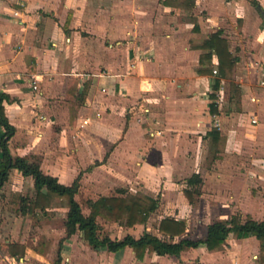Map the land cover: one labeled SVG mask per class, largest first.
Listing matches in <instances>:
<instances>
[{
    "label": "crops",
    "instance_id": "0c3cea01",
    "mask_svg": "<svg viewBox=\"0 0 264 264\" xmlns=\"http://www.w3.org/2000/svg\"><path fill=\"white\" fill-rule=\"evenodd\" d=\"M261 12L264 0H0V93L8 96L3 106L14 127L10 154L37 162L65 185L77 180L75 199L85 214L88 200L120 190L158 200L132 227L98 216L111 239L149 232L170 240L157 229L165 217L183 220L186 235L203 238L214 221L196 236L188 211L202 198L205 179H237L225 169L226 138L230 147L242 120L255 128L256 141L264 140ZM216 34L233 69L223 72L204 44ZM4 133L0 125V139ZM194 175L202 181L190 202L184 190L195 188L188 182ZM171 185L182 186L184 204L178 214H159ZM83 186L99 190L84 197L85 205ZM35 198L34 179L12 168L0 188V264H264L255 236L230 235L214 250L202 243L178 256L145 252L142 259L128 246L95 249L79 230L67 235V208H38ZM245 199L236 205L241 216L263 221L262 196L250 192ZM58 212L61 226L53 224ZM13 243L25 247L22 257L8 254Z\"/></svg>",
    "mask_w": 264,
    "mask_h": 264
},
{
    "label": "trees",
    "instance_id": "16d2710c",
    "mask_svg": "<svg viewBox=\"0 0 264 264\" xmlns=\"http://www.w3.org/2000/svg\"><path fill=\"white\" fill-rule=\"evenodd\" d=\"M255 6L260 10L258 3ZM264 17V12H261ZM205 46L214 49L219 57V68L224 72L227 66L233 69L231 54L227 50L226 42L219 35L205 41ZM206 59H210L211 53L205 54ZM222 72V73H223ZM218 82L214 88L218 87ZM8 99L4 93H0V125L4 126L5 133L0 139V188L8 179L10 170L15 168L24 176H31L34 179L36 198L32 206L38 208L65 207L67 208L64 222L68 236L76 231L82 233V237L93 248H107L116 252L125 247H131L138 259H142L145 252L158 255H176L188 248H195L204 243L209 250L220 247L226 239L232 235L234 238H246L255 236L260 242V256L264 261V220L259 221L251 215L242 217L234 214L225 219H219L207 226L203 238L195 239L186 235V224L183 220L173 217H165L159 222L158 232L169 236L170 240H164L155 234L144 232L139 238L126 235L121 239H111L101 232V226L96 218L102 216L105 219L119 223L121 226L132 227L135 224L144 223L149 214L158 207V200L149 196L126 193L120 190L118 195L101 196L97 200H88L89 214H85L80 203L75 199V194L79 190V182L76 180L71 185L60 183L54 176L45 174L37 162H31L24 157H13L8 148V140L14 133V127L8 122L5 115L3 101ZM214 109L211 104V109ZM214 137H218V132L214 131ZM198 175L192 176L188 182L195 186L194 189L184 190V195L192 202L194 193H199L198 186L201 183ZM197 186V187H196ZM176 236L180 239L174 241ZM25 247L21 244L13 243L8 245L7 252L11 256L22 257Z\"/></svg>",
    "mask_w": 264,
    "mask_h": 264
},
{
    "label": "rangeland",
    "instance_id": "374dc122",
    "mask_svg": "<svg viewBox=\"0 0 264 264\" xmlns=\"http://www.w3.org/2000/svg\"><path fill=\"white\" fill-rule=\"evenodd\" d=\"M237 127L240 128L238 137H231L230 147L228 145L229 141L226 138L224 147V151L229 155L224 160L225 169L229 171L227 174L233 172L237 176V179H205L202 198L195 197L194 203L189 207L188 211L191 217L192 233L196 236L202 233L205 223L227 217L232 211L242 215L239 206L236 208V205H238L239 201L247 204L245 198L250 192L254 196L261 195L264 199V151L261 152L260 150H264V140L257 139L256 141L254 135L255 128L245 121L240 120L237 122ZM244 173H247V179L240 177V175H245ZM156 186L158 190L159 187L158 185ZM167 187L162 200L164 208L162 207L159 214H178L180 207L184 204L180 194L182 186L179 188H176V185H171V188ZM88 188L87 186H83L79 195V200L83 205H85L84 197L88 196V194L90 195V192H99L98 189L91 190ZM61 213L58 212L59 216L55 223H53L55 226H61L62 224L63 218ZM44 222V224L48 223L46 219ZM55 255L56 250L53 259H55ZM41 263L49 264L47 261H42Z\"/></svg>",
    "mask_w": 264,
    "mask_h": 264
},
{
    "label": "built area",
    "instance_id": "2783aa9c",
    "mask_svg": "<svg viewBox=\"0 0 264 264\" xmlns=\"http://www.w3.org/2000/svg\"><path fill=\"white\" fill-rule=\"evenodd\" d=\"M37 81L38 80L36 79V77H34L33 78V85H32V87H33L34 90H36L37 87H38ZM87 122H88L87 120L84 121V123H87ZM11 264H20V262L19 261H15L14 263H11Z\"/></svg>",
    "mask_w": 264,
    "mask_h": 264
}]
</instances>
